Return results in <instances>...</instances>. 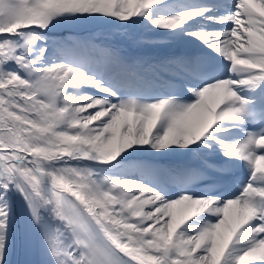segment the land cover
Returning <instances> with one entry per match:
<instances>
[{
    "label": "snow or ice",
    "instance_id": "1",
    "mask_svg": "<svg viewBox=\"0 0 264 264\" xmlns=\"http://www.w3.org/2000/svg\"><path fill=\"white\" fill-rule=\"evenodd\" d=\"M95 21L177 51L72 38ZM18 244L264 264V0H0V264Z\"/></svg>",
    "mask_w": 264,
    "mask_h": 264
},
{
    "label": "bare ground",
    "instance_id": "2",
    "mask_svg": "<svg viewBox=\"0 0 264 264\" xmlns=\"http://www.w3.org/2000/svg\"><path fill=\"white\" fill-rule=\"evenodd\" d=\"M66 33V32H63ZM58 32L53 38H60ZM72 38H95L98 42L104 44H110L118 47L122 50V54L130 60L146 59L156 60L165 55L173 54L177 51L175 47H143L136 43V37L138 35L135 29H123L114 24H106L100 28H94L93 30L84 33H72ZM163 43V41H161ZM38 259V256H37Z\"/></svg>",
    "mask_w": 264,
    "mask_h": 264
},
{
    "label": "rangeland",
    "instance_id": "3",
    "mask_svg": "<svg viewBox=\"0 0 264 264\" xmlns=\"http://www.w3.org/2000/svg\"><path fill=\"white\" fill-rule=\"evenodd\" d=\"M107 23H103V22H100V21H95V22H88V23H85V24H82L80 26H78L77 28L71 30L72 33H84V32H87V31H90V30H93L94 28H100V27H103L105 26ZM68 30L66 29H58L56 30V32L58 33H63V32H67Z\"/></svg>",
    "mask_w": 264,
    "mask_h": 264
}]
</instances>
